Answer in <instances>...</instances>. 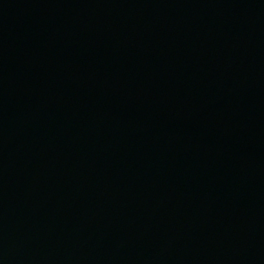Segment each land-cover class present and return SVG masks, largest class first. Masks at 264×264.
Returning a JSON list of instances; mask_svg holds the SVG:
<instances>
[{
	"label": "water",
	"instance_id": "95a60500",
	"mask_svg": "<svg viewBox=\"0 0 264 264\" xmlns=\"http://www.w3.org/2000/svg\"><path fill=\"white\" fill-rule=\"evenodd\" d=\"M0 264H264V0H0Z\"/></svg>",
	"mask_w": 264,
	"mask_h": 264
}]
</instances>
